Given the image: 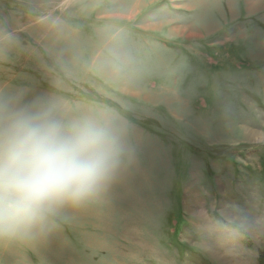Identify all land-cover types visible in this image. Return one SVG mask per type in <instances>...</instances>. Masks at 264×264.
Instances as JSON below:
<instances>
[{"label": "rangeland", "instance_id": "374dc122", "mask_svg": "<svg viewBox=\"0 0 264 264\" xmlns=\"http://www.w3.org/2000/svg\"><path fill=\"white\" fill-rule=\"evenodd\" d=\"M14 102L106 123L125 163L0 264H261L264 0H0Z\"/></svg>", "mask_w": 264, "mask_h": 264}, {"label": "clouds", "instance_id": "9594fccd", "mask_svg": "<svg viewBox=\"0 0 264 264\" xmlns=\"http://www.w3.org/2000/svg\"><path fill=\"white\" fill-rule=\"evenodd\" d=\"M124 163L125 150L104 122L67 121L42 104L0 103V236L101 196Z\"/></svg>", "mask_w": 264, "mask_h": 264}, {"label": "crops", "instance_id": "0c3cea01", "mask_svg": "<svg viewBox=\"0 0 264 264\" xmlns=\"http://www.w3.org/2000/svg\"><path fill=\"white\" fill-rule=\"evenodd\" d=\"M242 249H244V250H242L243 251V253H245L246 252V248L248 249V247H246L245 245H242V247H241ZM219 259L222 261V262H225L226 260H225V258H223V257H219ZM258 260V259H257ZM214 264H216V263H214ZM227 264H233L232 262H228L227 261Z\"/></svg>", "mask_w": 264, "mask_h": 264}, {"label": "trees", "instance_id": "16d2710c", "mask_svg": "<svg viewBox=\"0 0 264 264\" xmlns=\"http://www.w3.org/2000/svg\"><path fill=\"white\" fill-rule=\"evenodd\" d=\"M261 264H264V258L262 257L260 260Z\"/></svg>", "mask_w": 264, "mask_h": 264}]
</instances>
